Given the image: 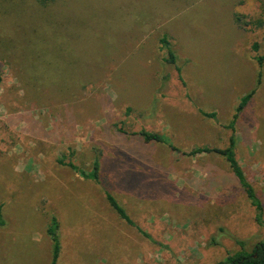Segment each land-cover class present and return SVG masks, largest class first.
I'll list each match as a JSON object with an SVG mask.
<instances>
[{
    "label": "rangeland",
    "instance_id": "1",
    "mask_svg": "<svg viewBox=\"0 0 264 264\" xmlns=\"http://www.w3.org/2000/svg\"><path fill=\"white\" fill-rule=\"evenodd\" d=\"M254 43L264 62V0H0V264H51L52 215L56 264H217L252 251L264 222L226 158L183 157L137 133L160 130L164 116L175 127L165 137L182 151L226 148V125L256 89L237 122L236 156L264 205ZM97 157L107 161L100 183L59 162L88 172ZM168 168L181 178L195 170L194 196L166 184Z\"/></svg>",
    "mask_w": 264,
    "mask_h": 264
},
{
    "label": "trees",
    "instance_id": "2",
    "mask_svg": "<svg viewBox=\"0 0 264 264\" xmlns=\"http://www.w3.org/2000/svg\"><path fill=\"white\" fill-rule=\"evenodd\" d=\"M164 37L161 38V42L163 45H165V48L168 49L169 57L167 58L168 62L175 63L176 62V55L172 51L170 47V43L168 39ZM252 50L255 52L254 58L257 60L258 65L260 67L259 71V78H258V85L261 84L262 79V67H263V57L258 54L259 51V44L254 43L252 45ZM177 71L179 73V77L183 80L181 75V68L177 66ZM1 81V78H0ZM256 93V89L252 90L251 92L243 95L240 99L239 104L237 105L234 115L230 121L229 124L226 125V128L230 129L232 131V134L229 139V145L226 148H210V147H196L192 149L189 152H183L181 149L176 147L173 144H170V147L172 150L178 154H187L191 156H195L201 153H218L222 156H224L229 163V166L231 167L233 173L238 178L240 185L244 189L248 199L250 200L251 204L255 207L257 211L256 219L259 223H263V214H264V205L259 197L257 191L253 187V185L249 182L247 179L245 172L242 168V166L239 164V161L236 156V148H237V122L239 119L240 114L243 112V110L249 105L250 100L252 99L253 95ZM201 113L205 116L211 117L213 119H217L216 112L209 113L207 111L201 110ZM122 130V128H120ZM137 134L141 135L146 142L150 141H161L165 142V140L162 138V136L155 132H150L147 130H141ZM62 164H66L69 167H71L73 170L78 172L83 176V178L94 180L97 183H100V161L99 157H97L93 163V167L90 171H86L82 168H80L78 165H76L73 162L65 163L64 160L59 161ZM107 200L109 201L110 205L117 211L119 216L127 221L130 225L136 226L138 231L145 235L148 238H152L150 233L140 228L130 217V215L127 213L126 209L118 202V200L115 198L113 194L106 191ZM5 225V219L3 217L2 212V205H0V227ZM60 223L58 218L55 215H52L50 223L47 227V232L50 235L52 242H53V258L51 264H56L57 260L59 258L60 252H61V239H60ZM217 264H264V240L259 241L253 248L252 251H247L245 249H242L232 255H229L224 261H221Z\"/></svg>",
    "mask_w": 264,
    "mask_h": 264
},
{
    "label": "crops",
    "instance_id": "3",
    "mask_svg": "<svg viewBox=\"0 0 264 264\" xmlns=\"http://www.w3.org/2000/svg\"><path fill=\"white\" fill-rule=\"evenodd\" d=\"M159 114H161L162 116H163V113H159ZM159 119V121L161 120V127H159L160 128V130H156V131H154L155 133H158V134H160L161 136H162V138L165 140V142H161V141H153V142H159V143H163V144H168L169 146H170V144H173L172 142H170L165 136V134H168V131L169 130H171V132H173L174 131V129H175V127L173 128V126L171 125V124H169L168 123V120L166 119V117H159L158 118ZM189 120V119H188ZM147 131H149V130H147ZM189 131V130H188ZM150 132H153V131H150ZM173 134H174V132H173ZM141 136V135H140ZM142 137V136H141ZM143 138V137H142ZM144 139V138H143ZM145 141V140H144ZM150 142H152V141H150ZM147 143H149V142H147ZM185 145H188L189 144V141H187L186 143H184ZM173 145H175V144H173ZM176 146V145H175ZM171 148V147H170ZM173 152V151H172ZM183 152H189V151H185V150H183ZM128 153V152H127ZM129 154L132 156V157H130L131 159L132 158H136V159H141V155H142V152H137L136 150L134 151V152H129ZM168 158H169V162L168 163H170L171 164V162H172V159H173V157L175 158V156H174V153L173 154H171V152H169V154H168ZM183 157H188V156H191V155H187V154H184V155H182ZM108 159H111V157L109 156V158ZM178 160H180V158L179 157H177V159L175 160V161H178ZM99 161H100V159H99ZM104 162H107V161H105L104 159L103 160H101L100 161V174H101V171H102V167L104 166ZM109 162V161H108ZM121 163V161H119V159H117L116 160V164H120ZM131 169V168H130ZM127 170H129V168H127ZM135 170V169H134ZM170 170H169V168H168V171H166L167 173H164V178L167 180V183L166 184H171L172 185V187L175 185L177 188H178V191L177 192H179L180 190H182V189H187V194H192L193 196H194V194L196 193V188L194 187L195 186V183L192 185V180L193 179H195V170H193V172H188L187 173V176H185V177H179V176H177V175H175V173H173L172 171V173L173 174H169L170 172H169ZM100 178H101V176H100ZM134 179H136L137 177H133ZM171 179H174V182L173 181H168V180H171ZM128 181L125 183V187H127L128 185ZM163 184V183H162ZM127 185V186H126ZM172 187H171V189H169L170 188V186H168V187H165L164 185H163V189L161 190L164 194H172ZM133 188V187H132Z\"/></svg>",
    "mask_w": 264,
    "mask_h": 264
}]
</instances>
